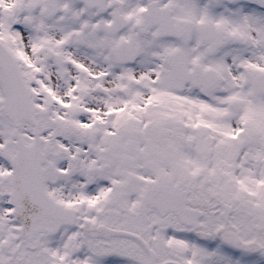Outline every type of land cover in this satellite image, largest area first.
I'll list each match as a JSON object with an SVG mask.
<instances>
[{
	"label": "snow or ice",
	"instance_id": "snow-or-ice-1",
	"mask_svg": "<svg viewBox=\"0 0 264 264\" xmlns=\"http://www.w3.org/2000/svg\"><path fill=\"white\" fill-rule=\"evenodd\" d=\"M0 264H264V0H0Z\"/></svg>",
	"mask_w": 264,
	"mask_h": 264
}]
</instances>
